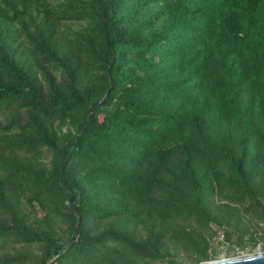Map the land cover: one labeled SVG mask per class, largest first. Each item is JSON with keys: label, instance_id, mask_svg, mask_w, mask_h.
I'll return each instance as SVG.
<instances>
[{"label": "trees", "instance_id": "trees-1", "mask_svg": "<svg viewBox=\"0 0 264 264\" xmlns=\"http://www.w3.org/2000/svg\"><path fill=\"white\" fill-rule=\"evenodd\" d=\"M247 215L264 0H0V264H201Z\"/></svg>", "mask_w": 264, "mask_h": 264}, {"label": "rangeland", "instance_id": "rangeland-1", "mask_svg": "<svg viewBox=\"0 0 264 264\" xmlns=\"http://www.w3.org/2000/svg\"><path fill=\"white\" fill-rule=\"evenodd\" d=\"M245 222L248 221V230L246 232L234 231L231 240L227 241L224 236L225 226H216L211 223V227L215 229V235L212 237L211 258L209 261H220L234 258H243L258 254H264V227L261 223L250 215L242 217ZM242 219V220H243ZM243 234V241L237 244V237ZM254 238V239H253ZM205 263V262H204ZM203 264V263H201Z\"/></svg>", "mask_w": 264, "mask_h": 264}, {"label": "water", "instance_id": "water-1", "mask_svg": "<svg viewBox=\"0 0 264 264\" xmlns=\"http://www.w3.org/2000/svg\"><path fill=\"white\" fill-rule=\"evenodd\" d=\"M203 264H264V254H258L243 258H234L220 261H210Z\"/></svg>", "mask_w": 264, "mask_h": 264}, {"label": "built area", "instance_id": "built-area-1", "mask_svg": "<svg viewBox=\"0 0 264 264\" xmlns=\"http://www.w3.org/2000/svg\"><path fill=\"white\" fill-rule=\"evenodd\" d=\"M224 237V236H223Z\"/></svg>", "mask_w": 264, "mask_h": 264}]
</instances>
